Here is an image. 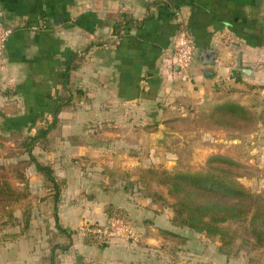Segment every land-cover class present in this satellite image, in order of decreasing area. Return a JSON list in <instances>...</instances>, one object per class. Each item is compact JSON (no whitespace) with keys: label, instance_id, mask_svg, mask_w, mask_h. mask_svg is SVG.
Returning <instances> with one entry per match:
<instances>
[{"label":"crops","instance_id":"1","mask_svg":"<svg viewBox=\"0 0 264 264\" xmlns=\"http://www.w3.org/2000/svg\"><path fill=\"white\" fill-rule=\"evenodd\" d=\"M0 20L12 29L0 61L3 129L40 135L37 162L69 167L67 196L93 193L102 208L123 197L134 216L133 241L98 248L100 263L167 264L165 243L179 260L192 245L171 210L132 202L112 174L119 172L114 154L137 148L124 136L136 134L137 117L164 118L173 106L185 116L200 106L203 124L193 134L203 154L264 164V0H0ZM180 25L194 42L182 73L171 56ZM41 119L51 120L44 127ZM75 163L86 166L82 175ZM33 178L41 179L34 169ZM93 206L71 210L103 222L104 209ZM18 246L23 263L44 260L40 244L24 249L21 239ZM81 250L94 246L83 242Z\"/></svg>","mask_w":264,"mask_h":264},{"label":"rangeland","instance_id":"2","mask_svg":"<svg viewBox=\"0 0 264 264\" xmlns=\"http://www.w3.org/2000/svg\"><path fill=\"white\" fill-rule=\"evenodd\" d=\"M186 110L185 116H182L178 106H173L165 112L164 118L154 117L148 120L137 117L134 123L136 134L124 135L129 136L131 142L136 141L137 148L117 151L112 159L118 162L116 164L118 174L111 173L122 179L120 192L130 196L134 203L172 210L171 204L175 198L168 193V184L161 183L164 179L163 171L169 173L213 171L236 178L254 193L262 192L264 164L258 167L251 161L249 165L219 153L205 151L203 154L198 149L193 134L197 125L203 124V108L189 106ZM217 115L221 118L222 114ZM218 118L216 119L222 122ZM41 120L42 125L47 127L51 119ZM6 122H8L6 119L0 118V264H4L6 260L8 262L6 264H33L23 263L18 258L20 249L18 241L21 239L25 240L24 249L30 247L32 249L33 243L40 244L44 259L41 264H109L100 263L98 248L116 240L133 241L135 238L134 216L121 206L123 197L114 206L105 205L102 208L98 204L101 201L100 197L94 196L93 193H90L92 198L86 197L87 192L76 198L67 196L64 188L66 179L70 176L67 173L69 167H59L52 169V175L59 187L57 200L54 201L55 189L52 182L35 169L31 159L33 157L37 161L40 153L36 147L38 149L43 147V140L42 144L36 146L38 134L32 135L23 130L5 131L3 128ZM182 130L185 132L182 133ZM149 137L152 139L151 142ZM213 156L226 157L232 162L215 159ZM75 165L77 166L74 167V171L82 175L86 166L80 163ZM33 169L40 174V180L30 179ZM204 193L206 192L195 191L191 197L198 201H211L208 200L209 195ZM73 205L83 210L86 208L84 206L94 205L89 208L91 212L100 206L101 210L104 209L105 219L103 222L98 220L88 222L80 212L73 213L71 210ZM116 216L124 219L131 232L119 237L101 236L97 228L102 227L107 219ZM172 222L192 245L179 260L174 257L176 255L174 251L172 252L173 243L171 241L165 243L167 248L163 249V255L168 257L167 264H171L169 260L172 264L176 261L177 264H264V248L252 247L251 238L243 230L245 226L243 222L225 224L235 234L229 247H220L217 236H206L176 221ZM167 238L174 239L171 235ZM83 242L94 246V251L83 253L81 250ZM158 253L155 251L151 256L156 257Z\"/></svg>","mask_w":264,"mask_h":264},{"label":"trees","instance_id":"3","mask_svg":"<svg viewBox=\"0 0 264 264\" xmlns=\"http://www.w3.org/2000/svg\"><path fill=\"white\" fill-rule=\"evenodd\" d=\"M116 28L115 25L114 29ZM59 106L60 104H57L55 112ZM221 114V118H229L232 113ZM54 120L53 117L52 124ZM212 158L232 162L222 156ZM31 159L35 169L52 182L56 201L59 187L52 175L51 167L38 163L33 157ZM163 174L164 179L161 183L168 184V193L175 198L171 204L173 221L206 236H217L220 247H229L235 237L234 231L229 230L225 224L243 222L245 223L243 230L251 238L252 247L264 248V190L254 193L236 178L213 171L174 173L163 171ZM195 191L206 192L204 194H208V200L211 201H198L191 197Z\"/></svg>","mask_w":264,"mask_h":264},{"label":"built area","instance_id":"4","mask_svg":"<svg viewBox=\"0 0 264 264\" xmlns=\"http://www.w3.org/2000/svg\"><path fill=\"white\" fill-rule=\"evenodd\" d=\"M11 31V27L5 25L0 20V61L4 55L6 42ZM171 49L173 64L177 72H184L189 66L194 53V42L185 25H180L176 29L172 37ZM97 231L103 237H119L131 232L130 227L126 224L124 219L117 216L107 219L102 227L97 228Z\"/></svg>","mask_w":264,"mask_h":264}]
</instances>
